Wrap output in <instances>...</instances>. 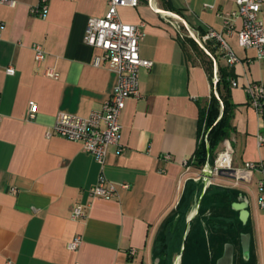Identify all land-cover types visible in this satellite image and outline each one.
Here are the masks:
<instances>
[{"label":"crops","instance_id":"crops-1","mask_svg":"<svg viewBox=\"0 0 264 264\" xmlns=\"http://www.w3.org/2000/svg\"><path fill=\"white\" fill-rule=\"evenodd\" d=\"M41 2L0 4V264H158L155 242L190 181L204 184L202 196L210 186L238 192L225 210L232 221L218 231L229 242L219 246L217 264H264L261 174L254 172L249 182L214 175L208 184L202 177L206 166L183 165L194 159L203 141L201 113L212 94V72L180 38L171 16L181 19L184 29L222 34L234 50L239 60L230 64L217 47L221 65L235 76L230 86L236 105L233 131L225 141L235 168L264 162V144L258 143L264 137V106L262 113L253 108L245 90L250 83L264 86V60L240 46L241 19L234 20L232 32L225 25L223 16L237 9L236 0H140L136 8L120 9L124 22L142 27L140 55L153 66L141 70L142 97L128 100L122 114L125 152L110 147L104 165L81 143L47 132L60 113L88 117L102 109L118 83L117 73L94 67L100 51L84 42L89 18L104 17L109 0H48L46 18L32 13ZM34 44L46 51L41 66ZM10 67L13 75L7 74ZM49 68L58 79L46 76ZM213 73L215 82L217 63ZM31 101L38 105L34 120L28 119ZM221 148L223 142L218 152ZM101 177L119 187L116 196H91ZM124 184L129 188L120 187ZM201 202L202 197L189 218ZM218 202L205 199L202 211L207 216L219 212ZM77 205L83 206L84 216L73 219ZM244 235L249 236V255ZM78 236L82 244L72 251L68 245Z\"/></svg>","mask_w":264,"mask_h":264},{"label":"built area","instance_id":"built-area-1","mask_svg":"<svg viewBox=\"0 0 264 264\" xmlns=\"http://www.w3.org/2000/svg\"><path fill=\"white\" fill-rule=\"evenodd\" d=\"M48 0H42L41 6L32 8V13L46 18L48 13ZM140 0H109L108 11L104 17L89 18L87 29L84 34V42L94 49L100 51L93 58V65L97 68H107L118 75V83L113 93L102 109L94 110L88 117H79L67 113H60L56 118L53 128L47 132L48 137L58 135L66 139L82 144L84 151L90 153L101 164L106 163L110 147L114 146L119 154L125 152L121 144L122 138V114L130 99H140V73L142 69H150L153 62L143 59L140 55V44L144 39V31L141 26L124 22L120 17L121 8H136ZM0 4L10 7L17 6V0H0ZM237 9L223 16L225 25L229 32L235 30L234 20L239 18L242 21L241 28L237 31L238 41L241 47L254 49L258 60H264V21L261 18V11L264 0H236ZM173 18L174 25L180 32L181 39L196 37L199 42L206 47L210 41L220 44L225 54L226 60L230 64L238 62V57L230 47L225 37L209 30L205 34H200L185 26L181 19ZM0 26V36H1ZM34 58L38 66L46 60V51L40 44L33 45ZM13 67L7 69L8 75H13ZM46 76L58 79L59 74L53 69H46ZM233 87H238L237 80L232 81ZM245 90L250 98V104L258 112L262 113L264 106V86L259 83L246 85ZM38 112V105L31 101L29 103L28 119L34 120ZM202 140L207 142L208 133L205 128L202 132ZM259 145L264 144V137L259 136ZM230 156L229 163L222 164L219 161L225 156ZM165 160H171L170 155H166ZM194 159L185 160L183 165L187 169L193 164ZM205 170L220 175V171L226 170L239 181L249 182L254 172L261 174L259 180V207L264 210V162L246 163L242 168H235L231 157V149L227 146L226 151L220 154L215 164H206ZM201 179V178H200ZM208 184L211 180L203 178ZM128 189L129 185L120 186ZM119 187L114 183L107 182L103 177L91 189V196L95 198L109 199L117 195ZM16 192V190H14ZM84 216L83 206L77 205L73 213V219ZM82 237L78 236L68 245L72 251H77L82 244ZM131 253H135L132 250ZM11 264V263H9Z\"/></svg>","mask_w":264,"mask_h":264},{"label":"trees","instance_id":"trees-1","mask_svg":"<svg viewBox=\"0 0 264 264\" xmlns=\"http://www.w3.org/2000/svg\"><path fill=\"white\" fill-rule=\"evenodd\" d=\"M186 41L196 56L210 65V69H207L212 72L210 73L212 94L209 103L201 113L208 140L201 141L193 161L194 167L203 169L208 162L213 164L215 151L233 131L232 118L236 105L231 98L230 86L235 76L231 69L221 65V55L217 54V47L220 46L218 42L210 41L206 45V50H203L193 39L187 38ZM215 63L218 64L217 83L213 82ZM203 185L201 182H188L177 209L164 222L154 246L155 256L159 259L158 264H177V255L181 256L179 264H217L222 250L219 246L223 243L224 248L229 242L225 241L226 236L221 237L218 231L226 230L227 223L232 221L225 210L232 207L230 201L237 197L238 192L210 186L202 196ZM201 197L202 202L198 213L189 221L191 211ZM211 198L213 200L219 198V212L207 216L202 211V204L205 199Z\"/></svg>","mask_w":264,"mask_h":264},{"label":"water","instance_id":"water-1","mask_svg":"<svg viewBox=\"0 0 264 264\" xmlns=\"http://www.w3.org/2000/svg\"><path fill=\"white\" fill-rule=\"evenodd\" d=\"M193 40L194 41H196L197 42V44L203 49V50H206V47L205 46H203L200 42H199V40L196 38V37H193ZM217 81H218V77H216V79H215V83H217ZM202 177H204V178H206V179H212L213 177H214V175H213V173L212 172H210V171H208V170H204L203 172H202ZM245 202V201H244ZM243 202V203H244ZM242 203H239V205H241ZM198 208H199V206H198ZM241 219H242V221H244V222H246V220H247V217H248V212L246 211V207H241ZM192 218V217H191ZM191 218H189V221L191 220ZM244 237V240L246 241V247H245V254L246 255H249V247H248V240H249V236L248 235H244L243 236ZM180 258L181 257H179L178 259H177V263H178V261L180 260Z\"/></svg>","mask_w":264,"mask_h":264},{"label":"rangeland","instance_id":"rangeland-1","mask_svg":"<svg viewBox=\"0 0 264 264\" xmlns=\"http://www.w3.org/2000/svg\"><path fill=\"white\" fill-rule=\"evenodd\" d=\"M225 142V143H224ZM222 144V143H221ZM221 144L219 145V147L221 146ZM218 147V148H219ZM218 148H217V150L215 151V155H214V158H213V164H215L216 163V161L219 159V156H220V154H222V153H224L225 151H226V148H227V142L224 140L223 141V148H221V150H219V152H218ZM218 152V153H217ZM221 173H219V174H222V175H224V176H227V177H231V178H234L233 176H231L229 173H228V171H226V170H222V171H220ZM179 257H181L180 255H177V257H176V259H178ZM236 264H238V263H236Z\"/></svg>","mask_w":264,"mask_h":264},{"label":"bare ground","instance_id":"bare-ground-1","mask_svg":"<svg viewBox=\"0 0 264 264\" xmlns=\"http://www.w3.org/2000/svg\"><path fill=\"white\" fill-rule=\"evenodd\" d=\"M229 160H230L229 155L226 159H225V156H223V158L219 161V163L226 164V163H229ZM177 264H179V263H177Z\"/></svg>","mask_w":264,"mask_h":264}]
</instances>
